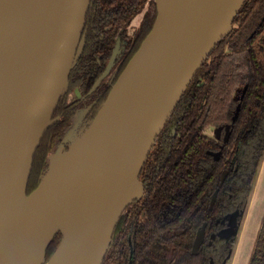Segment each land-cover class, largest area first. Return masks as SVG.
Returning <instances> with one entry per match:
<instances>
[{
  "label": "water",
  "instance_id": "1",
  "mask_svg": "<svg viewBox=\"0 0 264 264\" xmlns=\"http://www.w3.org/2000/svg\"><path fill=\"white\" fill-rule=\"evenodd\" d=\"M92 2L0 0V264L104 263L122 214L144 194L141 172L160 132L245 0H155L151 31L96 116L67 148L64 142L48 155L47 171L28 193L35 154L83 51ZM239 214L220 237L235 236ZM205 231L206 224L193 252Z\"/></svg>",
  "mask_w": 264,
  "mask_h": 264
},
{
  "label": "trees",
  "instance_id": "2",
  "mask_svg": "<svg viewBox=\"0 0 264 264\" xmlns=\"http://www.w3.org/2000/svg\"><path fill=\"white\" fill-rule=\"evenodd\" d=\"M141 14L138 32L131 37L128 28ZM156 17L155 0H93L83 51L57 107L55 116L60 118L46 132L35 154L28 193L39 185L53 144L82 107L79 100L69 101L71 92L80 89L87 94L121 37L127 54L116 81ZM109 91L110 87L87 120L95 117ZM227 124L231 131L225 157L216 160L210 153L221 144L203 131L210 125ZM263 157L264 0H245L234 28L205 60L159 134L140 176L146 195L133 203L134 211L130 205L122 214L103 264H226L234 240L206 241L193 253L197 231L207 222L209 237L222 227L218 219L237 209L242 212ZM225 169L227 177L211 210L213 193ZM144 212L146 217H142ZM60 240L58 234L49 245L47 258ZM249 264H264V217Z\"/></svg>",
  "mask_w": 264,
  "mask_h": 264
},
{
  "label": "rangeland",
  "instance_id": "3",
  "mask_svg": "<svg viewBox=\"0 0 264 264\" xmlns=\"http://www.w3.org/2000/svg\"><path fill=\"white\" fill-rule=\"evenodd\" d=\"M143 15L141 14L128 28V34L132 37L138 32L139 24ZM81 91L76 89L69 95V101L78 99L81 96ZM92 98L88 99L91 101ZM86 106V105H85ZM87 107L78 111L74 116L71 125L66 129L63 136L55 141L53 144V152L59 145H66L67 142H71L75 132L79 133L76 126L83 121L86 114ZM82 119V121H80ZM58 121V120H57ZM79 127V125H78ZM258 175L253 183L252 192L249 197V203L245 207L241 221L238 223L237 231L234 236V245L230 253L227 264H249L252 256V252L255 246L258 232L261 228L264 217V159L262 160Z\"/></svg>",
  "mask_w": 264,
  "mask_h": 264
},
{
  "label": "flooded vegetation",
  "instance_id": "4",
  "mask_svg": "<svg viewBox=\"0 0 264 264\" xmlns=\"http://www.w3.org/2000/svg\"><path fill=\"white\" fill-rule=\"evenodd\" d=\"M234 28V27H233ZM84 36H85V41H86V34L84 33ZM132 37H134V36H132ZM119 39V38H118ZM118 39H117V41H118ZM120 39H121V44H120V52H119V54H118V56H117V58H116V60H115V62H114V64H113V66H112V68L110 69V71H109V73L102 79V81L97 85V87L93 90V91H91V89H92V87H93V85L95 84V82H96V80L102 75V73L106 70V68L104 69V71L96 78V80L94 81V83H93V85L91 86V88L87 91V94H84V92H80L81 93V96L78 98V99H75V100H79L80 101V103L82 104V107H81V109L80 110H82L84 107H87L88 106V109L86 110V114H85V116H84V118H83V121L79 124V127H78V131H80L81 129H83L84 128V126H85V124L89 121V120H87V117H88V114L91 112V110L94 108V106H95V104L99 101V99H100V97H102L104 94H105V92H106V90H107V88L108 87H110V90H111V87H112V85L116 82L115 81V78H116V76H117V73H118V70H119V68H120V65H121V62L125 59V56H126V54H127V52H126V50H125V46L123 45V41H122V38L120 37ZM85 45V44H84ZM116 46V45H115ZM114 51V50H113ZM126 52V53H125ZM111 59V58H110ZM110 59H109V61H110ZM109 61H108V63H109ZM107 63V64H108ZM106 67H107V65H106ZM120 76V75H119ZM80 90V89H79ZM110 92V91H109ZM245 93V90L243 91V93H242V95ZM109 94V93H108ZM90 98H92L91 99V101H88V99H90ZM74 101V100H73ZM86 105V106H85ZM239 109V108H238ZM79 110V111H80ZM96 116V115H95ZM56 117H58V120H59V116H56ZM86 117V118H85ZM94 119V118H93ZM92 119V120H93ZM91 120V121H92ZM91 121H89V123L91 122ZM167 124V123H166ZM165 127V126H164ZM163 130V129H162ZM230 131H231V126L229 125V124H227L226 126H215V125H210V126H208L204 131H203V133L207 136V137H209V138H213V139H215L217 142H219L221 145H220V149L219 150H217L216 152H211L210 154H212L213 155V157L216 159V160H219L221 157H225V152H224V146H225V144H226V142L228 141V139H229V136H230ZM161 133V132H160ZM173 133L174 134H176V130L174 129L173 130ZM61 138V137H60ZM158 139V138H157ZM156 142H157V140H156ZM156 142H155V144H156ZM70 143L69 142H67L66 143V148L68 147V145H69ZM154 144V145H155ZM154 147V146H153ZM151 152V151H150ZM150 154V153H149ZM148 159V158H147ZM264 159V157L262 158V160ZM262 162L263 161H261V163H260V165L262 164ZM259 169H260V166H259V168H258V171H259ZM227 174H228V170L227 169H225L224 170V172H223V174H222V180H221V183H220V186L215 190V192L217 191L218 192V195H219V192H220V189H221V184H223V182L225 181V179H226V177H227ZM257 175H258V172H257V174H256V177H257ZM256 177H255V179H256ZM141 178V177H140ZM142 180V179H141ZM143 181V180H142ZM255 181V180H254ZM143 183H144V186H145V191H144V194L142 195V197L141 198H138L137 200H135L134 202H136V201H138V200H140V199H142L145 195H146V184H145V182L143 181ZM252 188H253V185H252ZM215 192L213 193V196H214V194H215ZM251 192H252V189H251ZM251 192H250V194H251ZM218 195H217V199H216V201H215V204H216V202H217V200H218ZM213 196H212V199H213ZM249 197H250V195H249ZM212 199H211V201H212ZM134 202H132L130 205H132L131 206V208H132V211H134V205H133V203ZM248 203H249V198H248V201H247V204H246V206L248 205ZM215 204H214V206H215ZM129 205V206H130ZM128 206V207H129ZM214 206L211 208V202H210V209L212 210L213 208H214ZM245 206V207H246ZM237 210H239V209H237ZM244 210H245V208L242 210V212L240 211V214H239V216H238V223L241 221V219H242V216H243V212H244ZM235 212V211H234ZM233 212H231V213H229V214H227L224 218H222V219H218V223H220L221 225H222V227H220L217 231H214V232H212L211 234H210V236L208 237V233H207V226H208V223L207 222H205L204 224H206V231H205V239H204V242H203V244L206 242V241H209L210 243H213V241L214 240H216V239H218V238H220V239H223V240H225L226 242H229L230 240H235L234 239V236H232L229 240H226V238H222V237H220L219 236V232L221 231V230H223V229H225V228H227L228 226H229V224H230V218H231V214H232ZM146 215H147V212H144V213H142V217H146ZM203 224V225H204ZM203 227V226H202ZM201 227V228H202ZM200 228V229H201ZM199 229V230H200ZM198 230V231H199ZM198 231H197V234H198ZM213 235H216V237L215 238H212L213 237ZM196 237H197V235H196ZM195 240H196V238H195ZM195 242V241H194ZM202 244V245H203ZM202 245H201V247H202ZM233 245H234V243H233ZM193 246H194V244H193ZM200 247V248H201ZM199 248V249H200ZM199 251V250H198ZM192 252H193V248H192ZM193 253H197V252H193ZM228 260H229V258H228ZM228 262H226V264H227Z\"/></svg>",
  "mask_w": 264,
  "mask_h": 264
}]
</instances>
